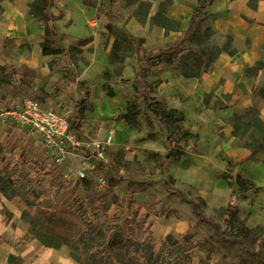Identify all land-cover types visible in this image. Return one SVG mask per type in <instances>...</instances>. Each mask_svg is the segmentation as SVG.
<instances>
[{
	"label": "rangeland",
	"instance_id": "obj_1",
	"mask_svg": "<svg viewBox=\"0 0 264 264\" xmlns=\"http://www.w3.org/2000/svg\"><path fill=\"white\" fill-rule=\"evenodd\" d=\"M3 1L0 108L31 97L71 122L80 120L75 135L90 144L82 146L92 164L86 167L89 177H73L86 166L79 155L67 154L58 165L50 161L63 174L71 173L65 179L76 197L95 202L105 189L92 181L96 175L109 183L114 179L117 205L108 209L109 217L116 211L126 214L130 200L143 206L141 213L152 205L156 210L171 206L177 214L162 219L173 224L170 233L178 239L185 233L191 237L192 264H264V175L253 180L241 169L264 166V153L240 146L247 137L232 135L231 120L234 113L250 112L264 120V0H152L148 5L90 0L95 7L85 5L90 14L77 28L62 20L63 6L56 10L55 24L47 26L42 6L50 0H21L28 34L35 29L40 34L8 45ZM198 5L204 8L203 18L189 29L191 16L179 10L194 8V13ZM21 19H13L18 25L14 34ZM52 50L58 53L47 55ZM32 57L35 66L30 68ZM140 68L147 76L135 88ZM127 103L140 105L134 125L121 119ZM162 106L183 112L181 125L188 138L179 143L184 151L179 161L169 159L160 172L173 144L149 110ZM109 134L112 143L97 147ZM0 146L16 152L19 164L26 160L24 166L33 173V163L48 159L38 139L15 126H0ZM225 147L250 154L235 163L220 153ZM237 175L249 180V189L237 187ZM217 179L227 183L226 189L216 185ZM84 180L92 184L85 188ZM175 192L196 203L200 217ZM229 203L238 208L233 226L224 224L223 209ZM25 209L31 211L21 199L8 200L0 193V264H29L31 254L22 255L26 243L44 246L34 237L38 227L22 220ZM51 245L64 248L69 257L64 245ZM10 255L15 256L11 263Z\"/></svg>",
	"mask_w": 264,
	"mask_h": 264
},
{
	"label": "trees",
	"instance_id": "obj_2",
	"mask_svg": "<svg viewBox=\"0 0 264 264\" xmlns=\"http://www.w3.org/2000/svg\"><path fill=\"white\" fill-rule=\"evenodd\" d=\"M83 4L95 7L90 0H83ZM203 11L204 8L198 5L191 15L189 29L196 18H203ZM137 75L135 88L147 76L146 70L140 68ZM150 109L158 118L165 139L173 144L158 167L163 172L169 159L179 161L182 157L183 146L179 143L181 140L187 141L188 136L184 135L181 125L184 121L181 111L163 106ZM139 110V104L127 103L121 119L134 125ZM232 115V135L247 137L240 146L250 149L252 154L264 153V120L254 112ZM19 159L12 149L0 146V193L8 200L21 199L25 206L31 208V211L25 209L21 218L25 223L38 227L34 237L42 245L53 247L52 242L57 241L69 250V258L77 264H192L195 246L187 233L182 239L172 233L155 237L151 225L147 223L149 215L164 218L170 214L176 215L177 211L171 206L162 204L156 210V205H152L141 213L143 206L130 200L126 214L116 211L109 217L108 209L111 205H117L114 179L95 202H88L84 197H76L64 174L50 164V158L33 163L36 166L34 173L24 166L26 160L19 164ZM83 184L88 188L92 182L84 180ZM235 184L244 191L251 185L241 175L235 176ZM175 193L180 200L189 203L192 212L200 217L196 203L187 201L181 192ZM237 210V206L231 203L223 209L225 226H233L238 221L235 216ZM14 258V255H10L8 261L11 263ZM200 264H203L202 261Z\"/></svg>",
	"mask_w": 264,
	"mask_h": 264
},
{
	"label": "crops",
	"instance_id": "obj_3",
	"mask_svg": "<svg viewBox=\"0 0 264 264\" xmlns=\"http://www.w3.org/2000/svg\"><path fill=\"white\" fill-rule=\"evenodd\" d=\"M152 0H131V4L134 3H142L143 5H148L149 2ZM21 0H4L3 1V10L4 12L1 15H4L5 17V22H6V29H5V40L7 41V45L9 43L11 44H19L21 38L26 37H34L40 34L39 29H35L32 33V35L28 34L26 25H27V17H25V12L20 6ZM102 4L105 3L104 0L101 1ZM39 4V3H37ZM65 8V16L62 20L65 21H70V25L68 27L70 28H77V25L79 24H84L85 19H86V14H90V11L87 10V7L83 4V0H50V3L45 4L42 6V11L48 12L47 17L45 18L46 20V25L51 26V22L55 24V20L58 19L56 10L61 9L63 7ZM194 11V8H191V10L187 9H181L179 10L180 14L183 16H191V13ZM189 12V13H188ZM149 14V13H148ZM21 17V26L20 30L14 34L13 33V28L18 26L17 22L13 21V19H17ZM48 28V27H47ZM45 33V31H44ZM43 33V34H44ZM30 35V36H29ZM18 36V37H17ZM3 45L2 42H0V46ZM2 47V46H1ZM57 50H52L50 51L47 55H53L57 54ZM35 58L32 57L31 59H24V61L29 62L28 66L30 68H33L35 65L31 64ZM177 110H179L177 107H172ZM181 111V110H179ZM182 112V111H181ZM183 113V112H182ZM224 157L233 159L235 163H239L247 157L250 152L246 151L244 149L239 148H227L223 151L220 152ZM244 172L247 173L250 179H260L262 180V175H264V166L259 165V164H254V166L251 167H241ZM261 176V177H260ZM216 185H218L219 188H224L226 189L227 183L224 180H216L215 181ZM3 202V199H1ZM145 212V211H144ZM151 215L148 216V221L147 223L151 225V230L153 229V226L156 221H158L161 225L165 227V230L162 232L161 235H156L153 230L152 232L154 233L155 236H164L166 234H170L172 231L173 224H169L167 221L163 220L162 217H157V220L150 219ZM184 230L188 228V222L184 221L182 222ZM23 257L25 256V253L29 252L31 254L30 258H32V261H30L29 264H77L75 263L71 258L68 257L66 254V250L64 248H48L39 245L36 241L30 240L29 242L26 243L24 246V251H22ZM28 253V254H29Z\"/></svg>",
	"mask_w": 264,
	"mask_h": 264
},
{
	"label": "built area",
	"instance_id": "obj_4",
	"mask_svg": "<svg viewBox=\"0 0 264 264\" xmlns=\"http://www.w3.org/2000/svg\"><path fill=\"white\" fill-rule=\"evenodd\" d=\"M79 124V119L71 122L66 114L44 107L37 99L31 97H23L18 105L0 108V126H15L25 131L28 137L38 139L48 158L55 165L62 163L67 154L79 155L80 161L86 166L75 171L73 177L81 181L89 177L86 167H91L92 164L86 156L85 149L82 148V146L87 148L90 144L79 141L75 135ZM111 143V134L104 140L96 142L97 147L101 145V148ZM78 151L80 153H75ZM64 176L70 179L71 173L68 172ZM92 181L100 189L109 186V182L102 175H96Z\"/></svg>",
	"mask_w": 264,
	"mask_h": 264
},
{
	"label": "bare ground",
	"instance_id": "obj_5",
	"mask_svg": "<svg viewBox=\"0 0 264 264\" xmlns=\"http://www.w3.org/2000/svg\"><path fill=\"white\" fill-rule=\"evenodd\" d=\"M153 232L156 235H161L162 232L165 230V227L163 225H161L158 221L155 222L154 226H153Z\"/></svg>",
	"mask_w": 264,
	"mask_h": 264
}]
</instances>
